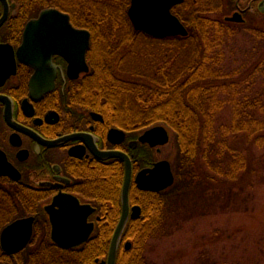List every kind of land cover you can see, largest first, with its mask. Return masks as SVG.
<instances>
[{
  "label": "flooded vegetation",
  "instance_id": "1",
  "mask_svg": "<svg viewBox=\"0 0 264 264\" xmlns=\"http://www.w3.org/2000/svg\"><path fill=\"white\" fill-rule=\"evenodd\" d=\"M200 3L184 0L177 5ZM207 5H219L218 17L229 27L264 25V0H211ZM72 6L73 0H0V263L27 264L26 250L49 244L85 249L81 264H107L112 238L105 257L90 258V250L103 248L105 235L113 236L119 224L127 166L118 156H104L105 152H125L131 160L130 216L124 231L142 214L136 194H132L134 186L135 191H162L141 188L138 172L168 159L175 173L169 143L151 146L139 140L152 125L139 129L136 115L121 117L120 108L106 104V92L93 80L92 34L87 68L82 61L74 64L69 58L72 50L68 47L73 44L67 40L65 26H37L40 38L46 39V32L54 30L51 39H55L40 41L33 49L25 47L30 22L48 8L68 14L75 27L90 31L86 11L75 19ZM234 16L240 20L228 19ZM153 151L156 159L140 165L139 155L143 158L145 152ZM64 201H72L73 209L60 208L58 202ZM54 210L74 214L76 222L81 221L82 230L89 233L84 242L68 248L53 240ZM22 218H32L31 238L10 252L3 242L4 229ZM15 236L8 235L10 247H15L10 242Z\"/></svg>",
  "mask_w": 264,
  "mask_h": 264
},
{
  "label": "trees",
  "instance_id": "2",
  "mask_svg": "<svg viewBox=\"0 0 264 264\" xmlns=\"http://www.w3.org/2000/svg\"><path fill=\"white\" fill-rule=\"evenodd\" d=\"M129 5L130 0H73L72 9L75 19L81 18L82 11H86L87 27L92 34L89 58L96 71L93 80L106 92V104L122 108L126 113L135 112L139 129L165 124L175 132L176 182L168 189L154 193L135 191L137 187L134 186L132 194H136L142 214L128 225L117 257V264H152L146 256L149 242L172 233L173 223L183 211L193 212L202 197L209 199L208 191L200 187L204 179L207 182L214 180L211 174L214 173L238 182L258 171L252 157H246L241 149L229 147L227 139L228 133L243 131L248 133L249 145L258 144L256 137L260 135V145L264 147V86L256 87L254 81L249 84L253 76L248 78L245 72L215 71L216 65L224 59L223 52L220 50L216 54L215 50L224 43L223 33L230 31V27L219 17L207 14L206 5L192 10L190 18L187 17L189 20L182 11L186 12L191 5L176 6L174 11L187 24L189 35L164 39L136 30L128 15ZM178 7L184 9L179 11ZM141 37L153 45L161 43L162 51H169L174 46L183 49L179 55L181 61L174 63L177 50L173 55L175 59L167 55L163 63L149 52L141 55V60L137 59L139 67H133L126 58L131 50L139 55L137 48L143 46L138 40ZM177 41L186 43L173 45ZM188 41L193 42L192 47ZM150 59L154 61L151 69L144 64ZM143 65L145 71L141 69ZM157 66L159 69L154 73ZM173 68L177 70L173 71ZM197 68H203V71ZM245 78H248L245 81L248 86L243 89L241 81ZM225 107L232 109V126L219 123V114ZM219 128L225 132L220 134ZM145 153L147 156L143 154V158L139 155L140 165L156 159L155 151ZM239 156L245 162L240 163ZM197 157L199 162L206 163V166H199L205 168L206 174L194 167ZM213 157H217L215 160L220 166L215 170ZM105 236L104 247L90 250V258L106 256L112 234ZM127 241L130 245L126 247ZM47 245L26 250L27 264H81L86 256V250L82 248L60 249Z\"/></svg>",
  "mask_w": 264,
  "mask_h": 264
},
{
  "label": "rangeland",
  "instance_id": "3",
  "mask_svg": "<svg viewBox=\"0 0 264 264\" xmlns=\"http://www.w3.org/2000/svg\"><path fill=\"white\" fill-rule=\"evenodd\" d=\"M210 1L201 0L200 5L207 6L209 9L207 14L218 17L221 14V8L219 5H207ZM198 7L199 5H191L186 12L182 11L184 7H178V10H181L186 18H190L192 10ZM189 18L187 19L189 20ZM263 26L237 25L230 27V31L223 33L225 41L217 49L215 48V53L219 54L221 50L224 59L220 65H216L215 71L219 69L227 72H245L248 78L253 76L249 84L254 81V86L263 87ZM142 39V37L138 39L144 46L143 48L139 45L137 48L139 55L131 50L126 58V62L132 64L133 67H139L137 59L141 60V55H148L149 52L159 57L160 63H163L167 55H171L172 59L177 50L179 52L175 55L176 59L173 58L175 59L174 63L181 61L179 55L183 49L180 50L178 47L172 46L173 48L169 51H162L164 46L161 43L153 45L151 42H145ZM188 42L192 47L193 42ZM179 43L185 44L186 42L177 41L173 45ZM144 64H147L150 69L154 67L152 59L148 60V63L144 62ZM132 66L127 65L128 68ZM141 69L145 71L144 65L141 66ZM158 69L159 66L153 69L154 73H157L156 70ZM176 70L177 68H173V71ZM197 70L202 72L203 68H197ZM248 78L241 81L243 89L248 86L245 82ZM221 97L223 98V95ZM119 112L121 117H128L131 113L137 117L133 111L126 113L121 108ZM232 114L231 107H225L219 114L221 121L219 123L231 124L232 126L234 123ZM219 131L220 134L225 132L222 128H219ZM228 134H230L229 139H227L229 147L241 149L240 151L246 157L251 156L258 171L253 176L238 182L231 181V179L229 181L214 173L211 174L217 181L215 178L209 182L204 179L200 187L208 191L209 199L202 197L193 212L189 213L182 210L183 212L173 223L172 233L163 238L152 239L149 242L146 256L152 264H264V147H261L262 144L260 145L261 136L258 135V139L255 134L258 144L249 145L247 132ZM212 139L214 140V137ZM168 147L172 148V158L175 157L177 147L173 130H171V140ZM170 153L168 150L167 155L170 156ZM215 158L217 157L212 158L215 163L212 165L214 170L220 168ZM238 158L240 163L244 161L243 157L239 156ZM199 166H206V163L199 162L197 157L194 167L206 174L205 168L201 169Z\"/></svg>",
  "mask_w": 264,
  "mask_h": 264
},
{
  "label": "water",
  "instance_id": "4",
  "mask_svg": "<svg viewBox=\"0 0 264 264\" xmlns=\"http://www.w3.org/2000/svg\"><path fill=\"white\" fill-rule=\"evenodd\" d=\"M184 0H131L128 9L129 17L136 30L155 37L165 38L168 36H186L189 30L182 19L173 12V7L181 4ZM228 19L240 20L237 17H229ZM37 26L57 27L65 26L67 28L68 42L73 46L68 47L69 58L74 64L82 61L87 68L86 51L90 46L91 32L88 29L75 27L69 20V15L56 9L48 8L41 12L38 19L30 22L26 31L25 47H36L40 41L50 42L51 36L55 34L54 30L46 32V39L40 38L37 33ZM60 33H58L59 35ZM66 39V38H65ZM52 51V50H51ZM141 142H147L151 146H161L169 142L170 134L165 125L157 124L146 129L140 135ZM104 156H118L126 163V173L122 190V216L119 224L112 236L107 264H116L121 239L130 216L129 190L132 180V166L128 154L120 151H107ZM137 182L139 186L146 190L160 191L173 185L175 182V174L172 170L171 161L162 159L154 163L152 167L140 170L137 174ZM60 208L73 209L72 201L58 202ZM77 204V202H76ZM139 208V207H138ZM79 210H81L78 207ZM135 209V208H134ZM64 211V210H63ZM133 216L137 215L133 213ZM51 219L53 221L52 238L55 242L63 247H73L84 242L88 237V232L82 230L81 221L78 223L74 214H64L59 211H51ZM79 219H82L79 217ZM21 233V234H20ZM16 235L15 240H11L15 247H10L8 235ZM32 235V218H22L8 225L3 232V242L10 252H14L20 247L25 246ZM18 238V239H17ZM4 264V263H0Z\"/></svg>",
  "mask_w": 264,
  "mask_h": 264
}]
</instances>
